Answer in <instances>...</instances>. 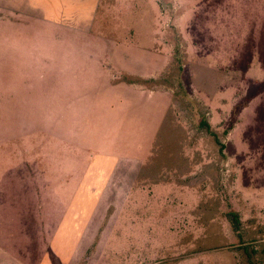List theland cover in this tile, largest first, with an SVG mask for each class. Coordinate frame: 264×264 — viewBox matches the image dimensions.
<instances>
[{
    "label": "rangeland",
    "instance_id": "obj_1",
    "mask_svg": "<svg viewBox=\"0 0 264 264\" xmlns=\"http://www.w3.org/2000/svg\"><path fill=\"white\" fill-rule=\"evenodd\" d=\"M95 5L84 31L0 26V181L21 165L50 201L75 166L140 168L126 200L113 174L82 264H264V0Z\"/></svg>",
    "mask_w": 264,
    "mask_h": 264
},
{
    "label": "crops",
    "instance_id": "obj_2",
    "mask_svg": "<svg viewBox=\"0 0 264 264\" xmlns=\"http://www.w3.org/2000/svg\"><path fill=\"white\" fill-rule=\"evenodd\" d=\"M97 1L0 0V26L5 31V37L10 36L15 29L25 26L31 28L37 22L67 31H84L91 23V19L87 18V10H93ZM65 69L70 75L74 73L71 69L75 72L78 70L77 77L81 78L80 70L84 69L80 57L72 63L69 59ZM20 168H6L2 174L8 176V180L0 181V186L5 182V187L13 190L11 193L6 191L4 198L0 196V264H82L87 249L96 244L94 239L104 233L105 214L97 215L96 211L103 203L102 197L113 174L121 172L128 175L130 182L124 185L126 200L136 186L134 175L140 171V168L134 170L135 167L127 165L110 167L112 172L104 183L101 177H94L93 182H87V169L75 166L79 173L83 171V177L76 179L73 186L69 183L58 188L57 193L54 187L48 188L49 195L53 197L50 201H43L38 198L41 186L33 182L32 177H27L26 182L9 177L23 174L25 169L21 165ZM27 168L32 170V167ZM97 188L101 190L99 194L88 193V190L97 191ZM69 189L72 191L70 194ZM49 204L51 208L45 209ZM59 205L62 208L56 214L55 206ZM119 216L120 213L111 216L110 221L113 218L118 220ZM98 244L99 241L96 246Z\"/></svg>",
    "mask_w": 264,
    "mask_h": 264
}]
</instances>
